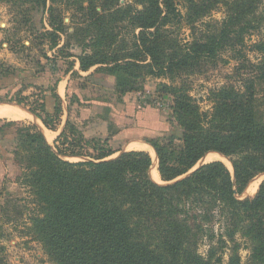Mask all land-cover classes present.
Instances as JSON below:
<instances>
[{
  "label": "trees",
  "instance_id": "1",
  "mask_svg": "<svg viewBox=\"0 0 264 264\" xmlns=\"http://www.w3.org/2000/svg\"><path fill=\"white\" fill-rule=\"evenodd\" d=\"M39 1L44 6L47 3ZM97 1L100 11L96 10ZM116 1L88 0L85 9L93 15L79 27L85 47L79 68L87 71L98 64L113 65L108 66L112 73L122 70L126 76L134 68V80L125 83L121 92L136 88L140 82L137 73L143 69L149 75L175 78L212 63L225 49L234 57L242 56L236 47L264 21L263 14L254 12L256 2L238 0L212 29L182 44L165 30L169 23L181 19L180 0H135L132 6L116 5ZM48 10L52 25L61 28L59 13L53 5ZM124 28L132 31L130 46L121 39ZM254 47L260 57L252 65L254 76L245 78L249 90L243 94L234 93L232 87L218 91L210 118L181 93L177 95L174 113L183 128L181 139L170 134V127L160 119V109L149 103L137 108L132 100L124 110H112L118 123L124 117L134 118L135 126L124 129L128 137L168 135L161 142L145 140L155 152L162 183L149 174L152 158L148 152L123 150L112 156L115 150L108 145V138L85 140V144H92L95 154H91L73 148L76 146L71 142L59 145L64 132L52 146L34 125L20 132L23 139L13 133L2 136L17 138L28 151L23 181L30 187L38 210L27 228L54 264H216L221 262L216 247L210 245L202 255L198 251L200 240L207 236L213 243L217 235L215 243L222 247L227 243L223 235L234 241L237 231L252 235V261L264 264V181L255 196L237 197L252 177L264 173V113L251 79L264 80V43ZM48 75L39 73L19 83L12 74L0 77V96L11 101L23 86L43 89ZM172 90L177 93V88ZM80 91L69 85L66 96L83 102ZM53 104L52 110L59 112L55 100ZM43 108L47 110L46 100ZM2 131L0 127V136ZM175 140L182 141L177 149L172 148ZM210 151L230 159L233 176L221 161L203 163L193 170ZM17 155L0 144V170L5 165L13 171L21 163ZM63 156L83 158L68 160ZM247 218L251 221L248 229ZM213 221L220 223L224 233H214ZM236 249L237 244L232 251ZM229 264H239V256H230Z\"/></svg>",
  "mask_w": 264,
  "mask_h": 264
},
{
  "label": "rangeland",
  "instance_id": "2",
  "mask_svg": "<svg viewBox=\"0 0 264 264\" xmlns=\"http://www.w3.org/2000/svg\"><path fill=\"white\" fill-rule=\"evenodd\" d=\"M236 1L238 0H180L177 2V6L182 17L178 22L169 23L165 26V30L169 32L172 38L185 44L192 38L206 33L222 21L226 12L229 11L230 7H233ZM253 1L256 2L254 12L260 16L264 15V0ZM134 2L135 0H118L114 4L132 6ZM52 5L59 13V20L61 21V28L59 29L52 25V18L48 10ZM87 5L88 0H55L53 3L47 0L45 6L39 0H0V77L12 74L15 81L19 83L36 74L47 72L49 73L48 79L51 80L52 84L48 94L52 95L60 107L59 112L45 111L43 108L45 95L43 89L35 87L32 89L29 88L30 86H23L21 91L12 96L11 101H8L5 96H0V102H15L30 113L32 112L33 115L32 117L26 116L18 122L0 120V127L3 130L0 139L3 138L2 136H9L10 133L23 139L20 135L21 131H24L27 126L33 125L41 130L44 121L48 126H51L50 128L62 127L65 118H67L66 114L69 113L70 117L65 120L64 136L58 141L59 145L62 143L67 145L71 142L76 146L73 148L77 150L83 148L91 154H95L90 148L92 144H85L84 141L92 138L100 140L108 138L110 140L108 145L115 151L123 148L126 151H149L148 153L152 158L151 169L157 167L155 152L146 150V148H136L133 144L144 143L150 146L145 141L146 139L152 138L161 142L168 135L154 134L148 137H128L124 129L130 124L132 126L129 127H134L135 120H131L129 123L122 120L119 124L120 127L116 130V126L113 125L115 121L112 118L107 119V135L100 133L86 137L83 133V127L87 124V120L92 121L96 117L98 121H101V118L98 117L105 118L107 114L105 112L103 115L99 114L98 117L97 115H89L88 118L82 117L81 119V109L84 105H90L89 103H93L94 100L96 102H112L118 105L132 100L139 106L149 103L152 107L160 109L161 120L170 127V134L181 139L183 128L178 123L174 113L175 102L179 97L177 95L181 93L185 97L184 99H189L198 112H206L207 118H210L215 102L214 95L218 91H222L221 89L224 87H232L236 94H243L249 90L245 78L254 76L255 71L252 65H255L260 57V53L254 46L258 42L264 43V21L256 29H251V32L244 37L243 45L236 47L237 50L241 51L242 56L234 57L235 55L230 49H225L214 58L212 63H205L201 69L194 73L181 72L175 78H170L169 75H149L146 74V69H143L137 73L140 82L135 86L136 88L121 92L122 86L126 85L125 83H131L134 80L133 76L136 74L134 68L130 69L129 76H126L122 70H118L116 76L112 73V68L108 67L113 65L98 64L87 71H82L79 68V57L85 50L82 40L83 30L82 27L80 29L79 27L87 22L89 16L93 15L92 11L85 9ZM100 6V1H97V11H100ZM136 6L140 9L142 5L136 4ZM137 32L138 29L135 30V33ZM120 34H122L121 39L127 42L128 46L133 43L131 29L124 28ZM84 40L87 41L88 39ZM247 61L251 64H248ZM66 76H68L67 86L75 85L80 88L83 102L76 96L71 97L70 100L66 96L64 101L67 112H64L63 108L61 113L62 100L56 98L57 95H54L53 90L58 81ZM251 79L255 87L256 98L261 103L260 109L264 113V80L257 77ZM61 87L62 92H59L63 93V83L59 85V90ZM174 88H177V93L172 90ZM83 115L87 116L86 114ZM47 132L48 137L46 135L45 137L48 141L50 140L49 144L52 146L57 144L51 140L52 133ZM17 138L6 137L9 141H5L4 146L0 143L5 150L17 152V157L21 162L15 166L13 171H8L5 165H1L3 168L0 172L3 170L4 173H0V264H54L53 259L45 252L42 243L27 228L30 224V217L37 213L38 206L29 191L30 187L23 181L22 173L24 172L23 167L27 164L28 151L18 143ZM129 139L133 141L131 144H129ZM181 143V140H175L172 148L177 149ZM212 153L223 156L229 162H223L217 158L213 159ZM63 157L68 160L83 158ZM211 161L223 162L233 176L230 159L220 152L210 151L198 163ZM198 163L193 167V170L198 167ZM155 169L157 170V168ZM263 181L264 173L252 177L241 193L237 194L238 199L255 196ZM157 182L162 183L160 175ZM251 183L257 186L254 193L248 191V186ZM261 210L264 218V206ZM213 222L214 233L217 234L219 231L224 233V228H221L220 223L218 221ZM250 224V218H247L245 223L247 229ZM250 236L252 235H240V232L237 231L233 238L234 241H232L228 236L223 235L227 243L222 247L219 242V245L215 243L217 242V235L212 238L213 243H210L206 236L200 240L198 251L202 255H206L210 245L213 244L216 247V256L221 255V262L216 264H229L230 256L234 254L239 256V264H260L252 261L255 253L252 249L255 243ZM235 244H237V249L232 251Z\"/></svg>",
  "mask_w": 264,
  "mask_h": 264
},
{
  "label": "crops",
  "instance_id": "3",
  "mask_svg": "<svg viewBox=\"0 0 264 264\" xmlns=\"http://www.w3.org/2000/svg\"><path fill=\"white\" fill-rule=\"evenodd\" d=\"M47 77H49V76H47ZM68 76H66L65 78H63V79H60L59 81H58V83L56 84V87H55V89L53 90V93L54 94H56L57 96H58V98H59V100H62V102H61V108H62V111H61V113L63 112V108H64V112H67V108H65L66 107V105H65V101H64V99H65V97H66V88H67V84H68ZM63 83V85H64V90H63V93H60L59 92V85L60 84H62ZM51 80H49V82H48V84H47V82H46V85H45V87L43 88V92H44V101H43V103H45V100H46V107H47V112H53V110H52V107L54 106V104H53V101H54V99L52 98V95L51 94H48V92H49V90H50V88H51ZM29 88H32V89H34L32 86H30ZM8 102V101H7ZM7 102H0V104H8ZM129 102H125V104H122V105H118V104H114V103H112V102H96L95 100L93 101V103H89L90 105H84V107L81 109V119H82V117H86V118H88L89 117V115H97V117H98V115L99 114H105V112H106V117L105 118H103V117H98V118H101V121H98V119L95 117L92 121H89V120H87L88 122H87V124L83 127V133H84V135L86 136V137H88V136H92V135H97V134H103V135H105L106 134V130H107V125H108V121H107V119H114V117H113V115H112V110H114V109H116V110H120V111H122V110H124L125 109V107H126V105L128 104ZM10 105H14V104H10ZM14 106H16V107H18V108H20V109H22V110H24L26 113H27V116H29V117H32L33 115H32V112L30 113L29 111H27L25 108H22V107H20V106H18V105H14ZM136 107L137 108H139V107H141V106H139L137 103H136ZM104 108H106V109H104ZM66 109V110H65ZM83 114H86L87 116H84ZM60 116H63V115H60ZM66 117L67 118H69L70 116H69V113H67L66 114ZM67 118H65V120L67 119ZM38 120H39V118H37ZM160 119H161V114H160ZM0 120H4V121H7V122H18V121H21V120H8V119H4V118H0ZM23 120V119H22ZM65 120H64V123H63V126L62 127H59L58 126V128H50V127H47L43 122V124H42V126H43V129L41 128V132L43 133V135H44V137H45V133H46V131H49V132H51L52 133V135H53V137H52V141H54V142H56V140H57V138H58V136L62 133V132H64L65 131ZM68 120V119H67ZM134 121V119H132V117H124L123 118V122H125V123H129L130 121ZM110 121V120H109ZM115 121V120H114ZM124 123V124H125ZM164 123H165V121H164ZM119 124H121V123H117V121H115L114 123H113V125H115L116 126V130H118V127H120V125ZM129 126H132V124H130V125H128V127ZM107 135V134H106ZM117 138V137H116ZM45 139H46V137H45ZM8 142L9 140H7L6 139V137L4 138H1L0 139V143L4 146V142ZM46 141L48 142V143H50L47 139H46ZM108 142H110V140H108ZM133 141L131 140V139H129V144H131ZM141 144H144V143H141ZM1 145V146H2ZM144 145H147V144H144ZM113 149V148H112ZM113 150H115V149H113ZM123 150H126V149H121V150H117V151H115V153L114 154H116V153H118V152H121V151H123Z\"/></svg>",
  "mask_w": 264,
  "mask_h": 264
},
{
  "label": "bare ground",
  "instance_id": "4",
  "mask_svg": "<svg viewBox=\"0 0 264 264\" xmlns=\"http://www.w3.org/2000/svg\"><path fill=\"white\" fill-rule=\"evenodd\" d=\"M59 91L62 92V87L60 88ZM26 116H27V113L24 110L14 106V105L0 104V118H4V119H8V120H21V119L25 118ZM45 135H46V137H48V132L45 133ZM133 145L136 148H139V149L140 148L141 149H145L146 148V150L149 149V150H152L154 152V150L148 145H144V144H141V143H134ZM211 155L213 156V159L217 158V159L222 160L223 162H225V161L229 162L226 158H224L221 155H218V154H215V153H212ZM155 168H157V167H155ZM155 168H151L150 169V175H151V177L154 180L157 181V179L159 178V174H158V171ZM256 189H257V186L255 184H253V183H251L248 186V191L250 193H254L256 191Z\"/></svg>",
  "mask_w": 264,
  "mask_h": 264
},
{
  "label": "water",
  "instance_id": "5",
  "mask_svg": "<svg viewBox=\"0 0 264 264\" xmlns=\"http://www.w3.org/2000/svg\"><path fill=\"white\" fill-rule=\"evenodd\" d=\"M8 104H14V105H18V104H16L15 102H7ZM18 106H20V105H18ZM20 107H22V106H20ZM22 108H24V107H22ZM201 164H203V163H198V166L199 165H201ZM154 180V179H153ZM156 181V180H155Z\"/></svg>",
  "mask_w": 264,
  "mask_h": 264
}]
</instances>
